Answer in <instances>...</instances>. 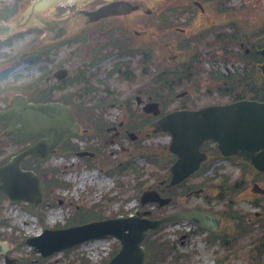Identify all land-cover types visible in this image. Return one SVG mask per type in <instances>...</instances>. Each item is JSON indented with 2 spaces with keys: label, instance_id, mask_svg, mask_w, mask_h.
<instances>
[{
  "label": "flooded vegetation",
  "instance_id": "af4514ba",
  "mask_svg": "<svg viewBox=\"0 0 264 264\" xmlns=\"http://www.w3.org/2000/svg\"><path fill=\"white\" fill-rule=\"evenodd\" d=\"M25 1L21 0L20 5H0V115L6 113L15 100L23 98L30 104L54 103L66 106L80 126V131L69 140L84 138L86 147L90 149L87 150L90 158L97 157L101 147L117 145L126 140L138 143L142 138L152 137V123L162 115L152 120V115L144 111L147 105L157 103L167 109L181 100L172 109L165 111L169 113L251 100L223 96L227 98L225 102L197 106V102L202 99L194 96H199L196 90L201 81L198 78L175 85L174 88L177 91L180 89V92L173 91V94L169 83L170 72H174L177 67L166 64L168 60H178L186 65L194 56L195 68L202 72L199 65L203 55L208 60L227 47L237 50L235 42L223 40L217 30L220 23H228L232 18L229 13L231 9L226 7L231 0H176L169 4L153 0H120L127 2L133 10L98 19L90 14L109 2L119 0H71L62 5H30L24 11L26 5L21 4ZM162 5H173L163 9H166L164 14L168 18H162L161 12L157 13L162 10ZM220 8L228 10L223 18H209L211 12L220 14ZM141 15L142 18H139ZM177 16H180L177 19L180 20L179 27H176L177 21L172 19ZM228 27L233 28L229 23ZM173 31L185 36L181 40L183 55L172 53L167 57L165 53L170 51L167 46L171 42L169 35ZM157 39L165 40L160 45L164 47L162 51L156 49ZM194 43L200 45L201 51L188 55ZM262 43L254 51L255 54L264 49V38ZM238 47L245 55L251 54L252 45L245 39L240 41ZM251 60L256 62L254 57ZM157 72H163L165 77H169L166 83L158 87L155 86ZM121 86H125V89ZM123 91L127 94L124 95ZM112 109L118 113L113 115L110 113ZM5 129L6 126L0 123V163L5 159L2 156L3 149L12 142L3 137ZM130 132L139 140H131ZM37 140L14 144L21 150ZM199 151L204 161L197 172L170 187L168 168L166 177L158 182L157 192L162 197L170 198L165 208L175 209L169 214L198 211L218 217L220 226L216 234L220 236L216 240L222 245L223 239V244H226L228 241L224 239V228L227 224L234 226V233L241 236L248 233V228L243 220L246 210L234 209L235 200L225 198L243 192L247 183L258 184L260 187L264 185V174L257 179L258 182L252 181L255 167L249 160L261 151L249 154L242 147L221 150L215 141L203 143ZM168 161H171L172 166L176 157L170 155ZM202 169L208 171L203 172ZM225 169H233L238 173L232 187L215 183L219 177L212 175V172ZM222 181L225 182L223 177ZM212 187L215 190L211 191ZM253 194L259 198L264 196ZM220 201H228L224 212L214 205ZM263 202V198L254 200L257 207H261ZM142 212L144 210L135 211L137 214ZM254 218L259 225H264V210L256 213ZM181 223L194 225L188 221ZM209 225L215 227L212 222ZM182 237L188 240L190 234L184 233ZM155 238V235H151L148 240L153 242Z\"/></svg>",
  "mask_w": 264,
  "mask_h": 264
},
{
  "label": "rangeland",
  "instance_id": "374dc122",
  "mask_svg": "<svg viewBox=\"0 0 264 264\" xmlns=\"http://www.w3.org/2000/svg\"><path fill=\"white\" fill-rule=\"evenodd\" d=\"M13 0H0V5L2 2L10 3ZM39 0H26L22 2L21 5H26L24 11L28 9L30 5H36L35 3ZM151 1V0H148ZM159 1L161 3L166 2L175 3L176 0H153ZM171 8L173 5H162V10L157 13L160 14L166 11L163 10L165 7ZM227 8L231 9L232 22L235 27L239 30L241 38L247 39L248 41L258 40L259 37L255 33H260L264 28V0H231L230 5H226ZM23 8L21 12L23 13ZM155 14L154 16H158ZM145 15H143L144 17ZM180 16L172 17L175 24L180 23L178 21ZM218 17L223 18V15L211 12L209 18ZM142 18V15L139 17ZM228 23H224L219 26V29L224 32H232V30L226 29L223 26ZM254 36V38H253ZM264 33H262V37ZM182 36L180 33L173 31L169 35L170 44L167 46L170 51L166 54L169 57L172 53L175 55H183L177 50V43L182 42ZM252 37V39H251ZM165 40L157 39L156 45L157 50L164 49L160 45L163 44ZM200 45L194 43L192 44V50L188 52L189 54L195 55V53L201 51ZM203 49H205L203 47ZM237 53V50H233ZM216 54V53H215ZM241 54V53H240ZM243 55V54H242ZM162 57L161 58H167ZM191 57V56H190ZM187 60V59H185ZM171 61V63H169ZM217 61L218 58H217ZM181 61L168 60L170 66H173ZM208 64V65H206ZM213 60H205L203 57L202 62L199 67L205 72L201 75V71L198 75L200 83L197 85V92L199 96L194 94L197 98H202L197 102V106L207 105L209 103H222L227 100L226 97L221 96L216 92V87L213 84L207 82L205 78L206 72H208V67H211ZM239 67L238 63H235L234 68ZM157 74V73H156ZM155 86L158 87L155 81ZM194 87V85H191ZM125 89V86H121ZM195 91V92H196ZM180 92V89L176 93ZM124 95L127 94L123 91ZM194 93V91H193ZM195 98V99H196ZM181 100L175 102L174 105L165 109L161 106L164 111H169L176 104H179ZM178 106V105H177ZM113 115L118 112L115 109L110 111ZM85 124L82 126L83 129ZM86 135V134H85ZM84 135V137H85ZM83 139V138H82ZM82 139L72 140L74 144H78L80 149H83L85 142ZM136 140H139L136 138ZM135 140V141H136ZM169 138L166 135H155L149 138L140 139L139 144L141 148L136 147L135 144L130 141H121V143L112 146H106L100 148V153L94 158L77 157L74 154L66 155L56 154L45 163H42L40 167L44 171H48L46 178L53 179L56 178L58 182L63 183L64 187H58L50 189L45 202L51 203L53 207L42 208L37 214H42V223H39L35 214L28 213L23 209L22 205L9 204L8 201L4 202L0 206V221H7L6 226L0 228V237L7 242L9 245L15 247L16 249L12 255H8L10 259H15L19 257L30 258L33 253L31 248L26 244H21L23 238L34 236L40 234L42 227L47 229L53 228L56 224H64L65 220L69 217L77 216L80 210L92 209L95 215L102 217V219L117 217L123 215H134L137 209L146 210V208L141 209L139 198L143 192L148 189L157 190L158 182L165 178V168H161L158 164L162 163V155L158 157L156 162L149 161L140 157V153L146 152L149 154L152 152L161 153V148L166 145ZM8 144V143H6ZM19 150L17 144L9 143L3 149V157H8ZM66 157V158H65ZM55 169L56 172L52 173ZM86 175H90L86 177ZM212 175H217L219 181L215 183L220 186L232 187L233 183L237 179L236 170H214ZM86 177L83 179V177ZM222 177L225 180L223 183ZM83 179V180H81ZM248 181H246L247 183ZM215 184V185H216ZM262 185V184H261ZM252 184H246L243 188V192L234 193L225 199L232 198L235 200L234 209H245V217L243 220L249 225L250 234L235 238L234 226L227 224L224 228L225 241H228L226 247L229 249L225 250L224 247L220 246V242L215 241L213 243L207 242L206 234H196L191 235L188 240L186 238L181 239V234H177V231L181 230V227L186 224H168L163 227V229L156 235L172 247V250L176 253L187 254L188 257L180 260L181 264H215L216 259H222L226 254L230 255L229 260L226 264H256L254 259L250 255V250L253 245L251 243L255 242L257 239L264 235V231L261 230L260 225L255 220V214L261 213L264 210V202L261 203V207H257L254 204L255 199H264V196L258 197L251 192ZM264 188V185L261 186ZM215 190L214 187L210 189ZM227 202L215 203V207L219 211L227 210ZM46 203L44 206H46ZM59 203H61L59 205ZM175 208H166L165 211L160 212L161 214H169ZM79 222V221H77ZM233 224V223H232ZM189 230L190 227L186 226ZM234 237V238H233ZM117 241L112 237H106L105 239H100L99 241H89L80 244L72 249L70 253L63 256V253H58L50 257L45 262L40 263L37 261L35 264H50L55 262L56 264H77L79 262L80 256L86 257L89 261L91 260L93 264L99 262L102 258L106 257L108 253L117 244ZM80 255V256H79ZM90 261V262H91ZM260 261L264 264V253L262 254ZM3 256L0 255V264H5ZM8 264V263H7ZM178 264V263H173Z\"/></svg>",
  "mask_w": 264,
  "mask_h": 264
},
{
  "label": "water",
  "instance_id": "95a60500",
  "mask_svg": "<svg viewBox=\"0 0 264 264\" xmlns=\"http://www.w3.org/2000/svg\"><path fill=\"white\" fill-rule=\"evenodd\" d=\"M66 0H46L63 2ZM125 2L109 3L93 13L95 18L129 12ZM264 75V63L260 66ZM145 112L159 114L157 104H150ZM0 122L7 124L5 136L12 140L44 136V139L12 157L0 167V191L12 201H25L36 206L41 201L42 184L31 171L21 170L22 162L30 156L41 159L55 152L60 142L78 129L68 108L58 104L28 105L25 100L16 101L13 107L0 115ZM154 132L169 133L172 141L169 151L178 159L171 167L169 185L175 186L194 173L203 161L199 147L208 140L219 143V148H243L252 154L261 151L249 160L259 172H264V104L241 102L229 106L210 107L200 111L173 112L153 123ZM79 155H82L80 153ZM264 192V191H263ZM141 205L158 203L166 206L168 199H162L154 191L142 194ZM144 215H148L144 213ZM175 220H190L200 228L215 231L207 225L209 217L197 212L150 220L139 215L127 218L92 222L63 230H44L42 235L29 238L26 243L41 257L46 258L78 244L103 236H113L120 242L119 251L107 264H145V252L141 243L145 232ZM16 248L9 245L12 255ZM7 251V245L0 243V253Z\"/></svg>",
  "mask_w": 264,
  "mask_h": 264
},
{
  "label": "trees",
  "instance_id": "16d2710c",
  "mask_svg": "<svg viewBox=\"0 0 264 264\" xmlns=\"http://www.w3.org/2000/svg\"><path fill=\"white\" fill-rule=\"evenodd\" d=\"M239 59L244 58V56H238ZM223 58L225 61L228 60V53H224ZM257 63H260V58L257 57ZM250 71L248 72H244L243 75H236V76H226L223 77L221 75H213L210 74V77L213 79H221L222 82H224L226 84L227 89H232L231 92L233 91L235 96H240V97H249L251 99L254 100H258V101H262L264 102V84L262 83V81H258L255 78L256 73H259L257 68L251 64L250 65ZM256 72V73H255ZM191 74H193L191 72ZM227 93V91H224L223 94L225 95H231L230 93ZM77 148L73 147V146H69V147H63L61 153L65 154V155H71L73 152H76ZM166 158V155H164ZM145 158H148L149 161H153L155 162L156 160H154V157H158L157 155H151V156H144ZM31 169L35 172H40V170L35 167V168H28ZM42 173L44 172H48V171H41ZM40 172V173H41ZM52 173H55L54 170H52ZM45 182V191L48 192L51 187L53 186H58L59 182L57 179L53 178L50 180L49 184ZM1 198H0V204H1ZM100 216L95 215V213L93 211H86V210H80L78 217L74 216L72 221L69 222L68 225H72V224H78V223H85L91 219H100ZM39 219H41V215H39ZM79 221V222H77ZM0 225H6V222L1 220L0 221ZM0 239H2L0 237ZM145 245V249L147 251V262L146 264H165L166 263V258L168 257V253L169 251V247H167L166 244L164 243H158L157 246L154 248H152L147 241L144 242ZM150 247V250H149ZM116 251V248L114 249V251L112 252L111 255H113ZM68 253V251L66 252ZM177 257H175L176 259ZM179 259V257L177 258ZM220 261H222V259H219ZM31 259L30 258H21L18 260V264H32L31 263ZM176 262L178 264L179 261L176 260ZM106 261L103 262V264H105ZM78 264H92L88 259L84 258V257H80L79 258V262Z\"/></svg>",
  "mask_w": 264,
  "mask_h": 264
},
{
  "label": "bare ground",
  "instance_id": "6f19581e",
  "mask_svg": "<svg viewBox=\"0 0 264 264\" xmlns=\"http://www.w3.org/2000/svg\"><path fill=\"white\" fill-rule=\"evenodd\" d=\"M88 176H90V175H86V177H88ZM86 177L84 176L83 179H85ZM83 179H81V180H83Z\"/></svg>",
  "mask_w": 264,
  "mask_h": 264
}]
</instances>
